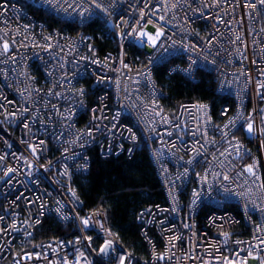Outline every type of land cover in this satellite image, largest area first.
I'll use <instances>...</instances> for the list:
<instances>
[{
  "label": "built area",
  "instance_id": "obj_1",
  "mask_svg": "<svg viewBox=\"0 0 264 264\" xmlns=\"http://www.w3.org/2000/svg\"><path fill=\"white\" fill-rule=\"evenodd\" d=\"M95 20L115 50H98L84 29ZM157 32L154 46L144 36ZM164 61L190 80L208 71L229 101L216 111L196 100L167 109L153 72ZM141 147L163 200L136 212L137 256L103 209L83 207L73 180L89 172L93 152L131 157ZM51 221L61 232L45 236ZM263 258L262 0H0V264Z\"/></svg>",
  "mask_w": 264,
  "mask_h": 264
},
{
  "label": "trees",
  "instance_id": "obj_2",
  "mask_svg": "<svg viewBox=\"0 0 264 264\" xmlns=\"http://www.w3.org/2000/svg\"><path fill=\"white\" fill-rule=\"evenodd\" d=\"M29 8L50 24L75 29L74 25L62 22L41 9ZM84 29L92 34L100 52L116 49L113 37L99 21L89 22ZM128 49L133 55L137 53L132 47ZM153 72L165 93L164 106L169 110L182 101L196 100L210 102L213 111H216L222 102L229 101L228 97L216 92L212 75L206 70L198 69L196 79L190 80L179 72H169L168 61H164L157 64ZM73 185L83 207L103 209L110 231L119 242L135 255L143 256L145 247L139 236L136 212L142 205L163 200L146 148L141 147L131 157H101L93 152L89 172L76 175ZM60 232L59 224L54 221L48 222L44 228L45 236Z\"/></svg>",
  "mask_w": 264,
  "mask_h": 264
},
{
  "label": "snow or ice",
  "instance_id": "obj_3",
  "mask_svg": "<svg viewBox=\"0 0 264 264\" xmlns=\"http://www.w3.org/2000/svg\"><path fill=\"white\" fill-rule=\"evenodd\" d=\"M262 2H264V0H262ZM142 35H143V34H142ZM159 35H161V33H160V32H157L156 37H154V38H153V37H150V39L152 40V44H153L154 46H155V44H156V40L158 39ZM189 70H190V69L185 70V71H189ZM248 130H249V131L252 130L251 125H249V129H248ZM247 170H248L249 172H251V171H252V166H249ZM83 223H84V224H87L88 221H87V220H84ZM110 246H111V242L106 243V245L101 249V251H102V252L107 251V249H108ZM121 264H123V259H121Z\"/></svg>",
  "mask_w": 264,
  "mask_h": 264
},
{
  "label": "rangeland",
  "instance_id": "obj_4",
  "mask_svg": "<svg viewBox=\"0 0 264 264\" xmlns=\"http://www.w3.org/2000/svg\"><path fill=\"white\" fill-rule=\"evenodd\" d=\"M144 37H145L146 39H148V40H149V39H150V37H152V36H151L150 34H148V33H147V34H145V36H144ZM241 264H250V263H247V262H246V263H241ZM260 264H264V258H263V260H262V262H261Z\"/></svg>",
  "mask_w": 264,
  "mask_h": 264
}]
</instances>
